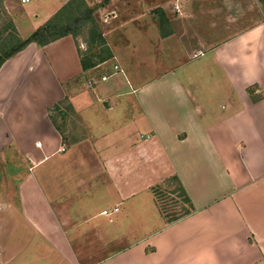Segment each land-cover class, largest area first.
Returning a JSON list of instances; mask_svg holds the SVG:
<instances>
[{
    "label": "crops",
    "instance_id": "obj_1",
    "mask_svg": "<svg viewBox=\"0 0 264 264\" xmlns=\"http://www.w3.org/2000/svg\"><path fill=\"white\" fill-rule=\"evenodd\" d=\"M69 1L0 0V18L24 41ZM110 11L122 37H103L99 66L83 71L65 36L0 67V264H264V23L199 55L157 20L129 12L130 29ZM140 26L167 50L157 70L127 49ZM106 65L125 83L94 93ZM84 104L108 136L92 137ZM170 177L193 211L167 223L152 189Z\"/></svg>",
    "mask_w": 264,
    "mask_h": 264
},
{
    "label": "rangeland",
    "instance_id": "obj_2",
    "mask_svg": "<svg viewBox=\"0 0 264 264\" xmlns=\"http://www.w3.org/2000/svg\"><path fill=\"white\" fill-rule=\"evenodd\" d=\"M84 1L88 7L93 10L92 17L102 38H106L107 42L108 39H110L111 42L115 41L114 44H118V46L119 43L117 39L118 37H122V35H120L121 31L119 34V30L114 32V30L110 29V26H107L104 22L106 19L113 17L109 16L111 9L118 15L117 19L128 22L124 27H130V29L134 26L137 27L139 24L148 27L151 21L155 23L156 20L158 22L161 18L162 20L160 21L163 23L161 26L158 24V26L162 32L173 33L186 50H198L197 54L199 55L207 52L213 46L234 38L253 26L264 23V0H113L112 4L103 10L101 7L106 0ZM176 5L179 6L180 12H176ZM133 11L144 15L142 18L143 22L134 23V26L133 23L130 25L129 22L132 17L130 13ZM154 11L157 13L155 17L152 15ZM158 11L163 13V17L160 16V12ZM165 20H167V22H165ZM7 21L0 18V31L9 25L5 24ZM3 22L4 24H2ZM71 28H73V26H71ZM138 28H140V33L136 35L134 40L130 37L126 39V44H128L127 49L134 50L133 47L135 48V51L141 56L142 61H144L147 72H150V67L156 68L157 70L158 66L162 64L165 65V59L163 58L167 54V50L157 45L156 39H154L151 33L147 34L145 27L140 26ZM154 30L157 31L156 29ZM14 32L15 31H13V33ZM8 33L11 34L12 30L10 29V32H6L5 35ZM86 39L87 37H83V32L74 39L80 56L87 54V56L94 55L98 56V58L108 57L109 48L106 46L105 40V46H103L93 41H90V43L86 45ZM176 51V53H179L181 50L176 49ZM124 56L126 60H128V54ZM168 57H170L169 54L166 58ZM183 58L184 57L177 55L176 61L173 63L171 61V66L175 67L181 64ZM110 67L111 65H106V67L99 69L97 71L98 78H100L102 74L107 77L111 75L112 70ZM116 80L125 83L123 76L117 72L113 77L109 78L107 82L98 84L95 87L94 93H97L98 89L104 90L105 87L113 90L112 87L114 86H112V84ZM80 88L82 87L80 86ZM116 88L127 90L125 84H120L116 86ZM85 93H89V90L87 89L83 92V94ZM94 93H90L87 99L92 98L94 100ZM124 99L126 98L120 97L117 105H123ZM79 109V118L84 124L89 126V131L93 138H98L99 134L102 133H107L108 136L110 131L112 132L111 122L108 123L105 121L104 117L99 116L94 108L89 107V104H84L80 106ZM19 170H21V167L14 161L13 172H18ZM1 179L2 176L0 175V182ZM8 183L14 184V181L9 179ZM158 199L163 207L172 206L174 202L177 201L173 196L162 192L159 194ZM175 207V209H177V205Z\"/></svg>",
    "mask_w": 264,
    "mask_h": 264
},
{
    "label": "trees",
    "instance_id": "obj_3",
    "mask_svg": "<svg viewBox=\"0 0 264 264\" xmlns=\"http://www.w3.org/2000/svg\"><path fill=\"white\" fill-rule=\"evenodd\" d=\"M108 0L104 4H106ZM103 6V5H102ZM160 12V11H158ZM155 14H157L154 11ZM93 10H91L84 0H71L64 5L59 12H57L48 22L38 28L28 39L21 41L16 37V33L11 23L0 31V67L9 58L16 55L29 44H36L39 47L46 46L56 40L65 36H71L75 39L83 32V37L86 45L90 41L97 42L105 46L104 39L101 33L97 30V26L92 17ZM163 17V13L160 12ZM160 20H162L160 18ZM158 21L162 25V21ZM73 26V28H71ZM5 35L6 32H10ZM86 31V35H85ZM2 36V37H1ZM108 51L107 58H98V56H87V54L79 55L80 65L83 71L95 68L105 61L112 58L111 53ZM254 89L248 88L247 93L253 102L260 100L261 97H254ZM53 120V118H52ZM156 203L160 209L161 214L164 216L167 223L177 221L178 219L189 215L193 211L191 202L183 189L180 181L176 177L165 179L152 189ZM166 193L176 198L174 205L163 207L158 196L160 193ZM177 205V209H175ZM179 205V206H178Z\"/></svg>",
    "mask_w": 264,
    "mask_h": 264
},
{
    "label": "built area",
    "instance_id": "obj_4",
    "mask_svg": "<svg viewBox=\"0 0 264 264\" xmlns=\"http://www.w3.org/2000/svg\"><path fill=\"white\" fill-rule=\"evenodd\" d=\"M20 1H21L22 3H26V2H28V0H20ZM175 8H176V9H175L176 12H180V8H179V6L176 5ZM115 69H116V67H115ZM101 80H102V81H105V80H106V77H102ZM88 84L91 85V84H93V83H92V82H89ZM114 211H117V210L115 209ZM102 214L105 215V216H110V215H111V212H109V211H103Z\"/></svg>",
    "mask_w": 264,
    "mask_h": 264
}]
</instances>
